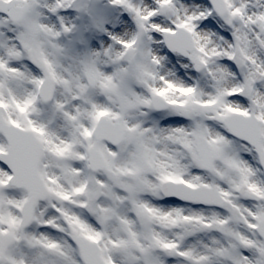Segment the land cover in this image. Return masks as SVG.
Wrapping results in <instances>:
<instances>
[{
  "label": "snow or ice",
  "instance_id": "6c2138e0",
  "mask_svg": "<svg viewBox=\"0 0 264 264\" xmlns=\"http://www.w3.org/2000/svg\"><path fill=\"white\" fill-rule=\"evenodd\" d=\"M0 264H264V0H0Z\"/></svg>",
  "mask_w": 264,
  "mask_h": 264
}]
</instances>
